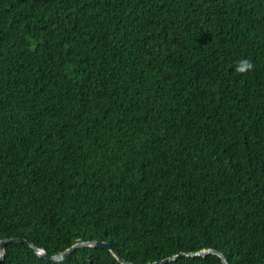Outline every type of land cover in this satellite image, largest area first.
Returning <instances> with one entry per match:
<instances>
[{
    "label": "trees",
    "instance_id": "obj_1",
    "mask_svg": "<svg viewBox=\"0 0 264 264\" xmlns=\"http://www.w3.org/2000/svg\"><path fill=\"white\" fill-rule=\"evenodd\" d=\"M6 237L264 264V0H0ZM2 264L123 263L10 242Z\"/></svg>",
    "mask_w": 264,
    "mask_h": 264
},
{
    "label": "water",
    "instance_id": "obj_2",
    "mask_svg": "<svg viewBox=\"0 0 264 264\" xmlns=\"http://www.w3.org/2000/svg\"><path fill=\"white\" fill-rule=\"evenodd\" d=\"M10 242H22L29 244L36 252L37 254L44 258V259H49L53 260L56 262L64 261L67 257H69L76 249L82 248V247H101V248H106L109 249L116 257L117 259L122 262L123 264H134L132 262H128L126 259H124L120 253L114 248L111 242L106 241V240H98V239H91V240H82L74 243L71 245L69 248L57 253V254H50L45 248L39 247L35 243L29 241L26 238L23 237H6L0 240V264L4 261L6 257V251H7V244ZM209 253H215L218 254L223 261V264H230L228 258L226 255L216 249L208 248V249H203L201 251L197 252H180L179 254L175 256H170L164 258L162 261H157V262H149L146 264H160V263H165L174 259H177L181 256H186V255H192V256H205Z\"/></svg>",
    "mask_w": 264,
    "mask_h": 264
}]
</instances>
